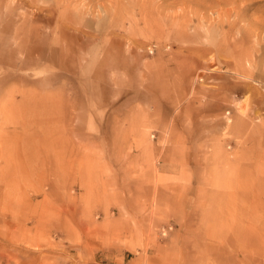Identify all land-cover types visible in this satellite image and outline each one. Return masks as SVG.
<instances>
[{
    "label": "rangeland",
    "instance_id": "374dc122",
    "mask_svg": "<svg viewBox=\"0 0 264 264\" xmlns=\"http://www.w3.org/2000/svg\"><path fill=\"white\" fill-rule=\"evenodd\" d=\"M258 262L264 0H0V264Z\"/></svg>",
    "mask_w": 264,
    "mask_h": 264
},
{
    "label": "bare ground",
    "instance_id": "6f19581e",
    "mask_svg": "<svg viewBox=\"0 0 264 264\" xmlns=\"http://www.w3.org/2000/svg\"><path fill=\"white\" fill-rule=\"evenodd\" d=\"M261 251H262V250H261ZM242 260H243L244 262H246L245 259H242ZM247 261H248V260H247ZM258 263H259V262H258ZM259 264H260V263H259Z\"/></svg>",
    "mask_w": 264,
    "mask_h": 264
}]
</instances>
